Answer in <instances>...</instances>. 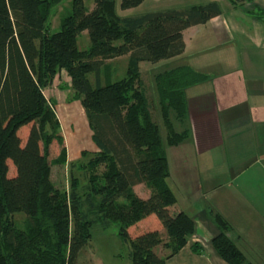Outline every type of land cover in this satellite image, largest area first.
Returning a JSON list of instances; mask_svg holds the SVG:
<instances>
[{"label":"trees","instance_id":"obj_1","mask_svg":"<svg viewBox=\"0 0 264 264\" xmlns=\"http://www.w3.org/2000/svg\"><path fill=\"white\" fill-rule=\"evenodd\" d=\"M62 1L0 0V264H79L92 225L112 222L128 245V264H165L193 235L194 223L168 185L153 114L158 107L166 144L180 143L186 131L176 132L171 117L182 119L184 90L206 77L188 66L156 73L158 101L151 106L139 68L180 56L183 31L220 15V6L211 1L119 16L114 0H93L90 11L72 0L59 30L51 32V10ZM142 2L120 0V9ZM84 31L89 46L79 49ZM122 56L125 76L113 80L107 61ZM62 70L70 80L68 102H80L97 149L77 164L88 171L87 181L70 172L68 189L51 180V166L67 164V151L55 102L43 92ZM53 142L59 152L49 159ZM137 184L150 189L148 198L135 194ZM16 213L24 216L21 228L12 219ZM212 217L217 255L228 264H252L226 236V221L218 213ZM192 249L200 252L195 244Z\"/></svg>","mask_w":264,"mask_h":264},{"label":"crops","instance_id":"obj_2","mask_svg":"<svg viewBox=\"0 0 264 264\" xmlns=\"http://www.w3.org/2000/svg\"><path fill=\"white\" fill-rule=\"evenodd\" d=\"M211 1L219 4L220 15L186 28L183 53L167 60L173 64L164 69L188 66L206 77L184 90L182 119L171 117L173 129L186 131V136L163 148L172 182L168 185L176 197L185 198L186 206L180 207L194 223L193 235L165 264H228L211 245L218 233L213 213L226 221L225 234L246 261L264 264V0H177L168 6ZM60 79L69 85L62 70L43 91L55 106L56 96L66 101L60 91L71 95ZM91 150L97 152L95 145ZM133 191L142 199L151 194L144 184ZM194 244L200 252L192 249Z\"/></svg>","mask_w":264,"mask_h":264},{"label":"rangeland","instance_id":"obj_3","mask_svg":"<svg viewBox=\"0 0 264 264\" xmlns=\"http://www.w3.org/2000/svg\"><path fill=\"white\" fill-rule=\"evenodd\" d=\"M71 1L63 0L57 6L51 10L50 16V31L56 32L60 28V19L70 13L71 11ZM177 0H143V2L137 7L122 10L120 9V0H114L115 10L119 16H135L149 11H156L158 9L168 8L171 2H176ZM84 8L90 11L93 8V0H82ZM171 8V7H169ZM120 41L117 42V44ZM77 46L79 49H87L89 46V39L87 32H82L77 39ZM111 67V77L113 80L121 79L125 76L127 68V58L121 57L113 61H107ZM167 60H162L156 64L141 63L140 64V76L143 81V88L147 93L151 106H156L157 95L154 89V81L151 79V75L161 72L166 68H169L173 63H167ZM89 80L93 81V75L89 74ZM61 87L65 90L68 88V84L60 79ZM63 98L68 101V95L63 91ZM49 94V92L47 93ZM62 95V94H61ZM48 96V95H47ZM70 96V95H69ZM57 105L55 106V112L60 122V127L62 134L64 136L65 145L67 148V156H69V161L64 165H53L51 166V180L52 182L60 188L68 189L69 187V173L72 172L82 183H85L88 178V171H82L77 169L78 163H85L93 155L92 146L94 143L91 140V132L87 123V119L83 110L80 113L81 105L78 101L72 102L70 105L65 100L61 101L60 97L56 96ZM155 112L158 115V107H156ZM65 114H68L66 116ZM155 113L153 114V119L159 124L161 137L163 141L164 148H167L165 142V130L162 125V121L159 116ZM174 122V121H173ZM29 127L21 129L19 131V136L23 134V130H28ZM174 128L179 131V126L174 122ZM51 153L49 159L55 158L59 152L58 145L53 142L50 146ZM75 151V156L73 153ZM83 152H87V155L81 157ZM169 153V164L174 167V158L172 148ZM70 164L74 166L71 167ZM104 170L103 166L98 167L95 170V174L99 175ZM167 182L172 186L171 179L168 178ZM177 203L179 206H186L185 198L181 199L178 196ZM181 204V205H180ZM13 221L16 226L21 228L23 226L24 216L22 213H16L12 216ZM91 238L81 251L80 257L78 258L79 264H128V245L121 239L118 234V225L116 223H110L106 227H102L100 223L93 224L91 227ZM157 252L161 254L159 248ZM163 253V252H162Z\"/></svg>","mask_w":264,"mask_h":264},{"label":"bare ground","instance_id":"obj_4","mask_svg":"<svg viewBox=\"0 0 264 264\" xmlns=\"http://www.w3.org/2000/svg\"><path fill=\"white\" fill-rule=\"evenodd\" d=\"M66 116H68V114H65Z\"/></svg>","mask_w":264,"mask_h":264}]
</instances>
